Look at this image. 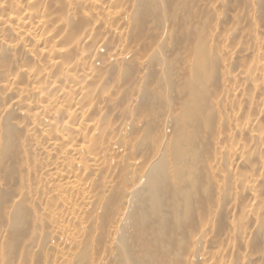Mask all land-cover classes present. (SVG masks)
Returning a JSON list of instances; mask_svg holds the SVG:
<instances>
[{"label": "bare ground", "instance_id": "1", "mask_svg": "<svg viewBox=\"0 0 264 264\" xmlns=\"http://www.w3.org/2000/svg\"><path fill=\"white\" fill-rule=\"evenodd\" d=\"M0 264H264V0H0Z\"/></svg>", "mask_w": 264, "mask_h": 264}]
</instances>
